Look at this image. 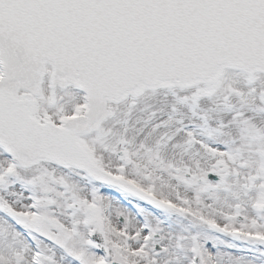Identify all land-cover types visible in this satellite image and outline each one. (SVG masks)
Returning a JSON list of instances; mask_svg holds the SVG:
<instances>
[{"label": "snow or ice", "instance_id": "obj_1", "mask_svg": "<svg viewBox=\"0 0 264 264\" xmlns=\"http://www.w3.org/2000/svg\"><path fill=\"white\" fill-rule=\"evenodd\" d=\"M0 264H264V0H0Z\"/></svg>", "mask_w": 264, "mask_h": 264}]
</instances>
